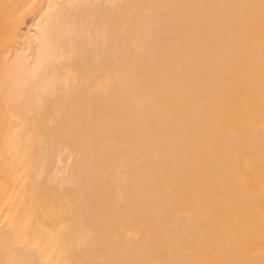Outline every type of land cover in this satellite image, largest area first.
<instances>
[{
    "label": "bare ground",
    "instance_id": "obj_1",
    "mask_svg": "<svg viewBox=\"0 0 264 264\" xmlns=\"http://www.w3.org/2000/svg\"><path fill=\"white\" fill-rule=\"evenodd\" d=\"M0 264H264V0H0Z\"/></svg>",
    "mask_w": 264,
    "mask_h": 264
}]
</instances>
